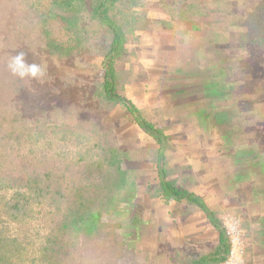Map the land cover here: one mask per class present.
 <instances>
[{"label": "crops", "instance_id": "obj_1", "mask_svg": "<svg viewBox=\"0 0 264 264\" xmlns=\"http://www.w3.org/2000/svg\"><path fill=\"white\" fill-rule=\"evenodd\" d=\"M202 1L200 16L195 6L141 8L149 26L127 44L130 59L117 63L133 71L120 93L169 136L167 180L202 199L220 224L226 214L239 217L245 264H264V54L248 48L258 46L261 31L246 35L238 0ZM104 114L128 155L123 167L134 177L130 197L139 208L135 220L142 213L147 227L141 225L146 251L159 264L211 254L221 226L187 198L157 194L160 144L125 105Z\"/></svg>", "mask_w": 264, "mask_h": 264}, {"label": "trees", "instance_id": "obj_2", "mask_svg": "<svg viewBox=\"0 0 264 264\" xmlns=\"http://www.w3.org/2000/svg\"><path fill=\"white\" fill-rule=\"evenodd\" d=\"M41 2L33 1L29 10L37 14L49 54L62 59L86 51L99 55L103 60L94 91L98 106L107 112L117 104L125 105L136 123L160 144L157 194L166 200L187 198L203 208L216 226H221L220 245L211 254L183 261L179 258L178 264L224 260L229 243L222 222L202 199L167 180L162 162L169 136L120 93L132 80L133 71L117 63L130 59L127 44L137 38V30L149 26L148 13L141 10L148 0H49L47 10L40 8ZM50 20L62 23L66 38L53 35L48 27ZM254 40L258 49L263 48L264 30ZM9 109L0 105V115L12 127L0 136V264H71L72 254L84 241L112 237L104 216L127 202L135 190L132 172L123 167L127 152L118 145L113 127L102 128L93 122L58 126L45 116L28 118ZM70 142L79 148L75 153L67 148ZM54 160L61 171L55 173L50 167L38 171V164L53 166ZM29 165L33 170H21V166L26 169ZM45 202L49 206L44 212L48 215L47 233L40 236L39 252L26 259L22 253L33 244V238L27 232L9 235V224L37 219ZM35 205L41 209L37 211Z\"/></svg>", "mask_w": 264, "mask_h": 264}, {"label": "rangeland", "instance_id": "obj_3", "mask_svg": "<svg viewBox=\"0 0 264 264\" xmlns=\"http://www.w3.org/2000/svg\"><path fill=\"white\" fill-rule=\"evenodd\" d=\"M33 1L35 0H0V105L28 118L45 116L58 126L64 124L75 126L81 122L91 125L93 122L102 128L111 127L105 125V114L98 106V100L94 95L102 58L99 55L88 54L87 51L65 59L50 55L45 49V38L40 32L37 14H33L34 9L29 10ZM238 1L240 6L242 5L239 8V20L242 22L243 17L246 35L258 34L260 31L263 34L264 0ZM186 2L191 3V6L188 7ZM203 2L202 0H148L147 5L153 8H165L168 5L169 8L166 7V9H170L171 12L173 9L195 6V15L200 16L203 11ZM48 7L49 0H42L40 8L47 10ZM62 26L61 22L55 20H50L48 23L53 35L59 39L66 38ZM93 27H96L94 23ZM95 40L94 43L97 45L98 41ZM255 47L259 48L255 44L248 46L254 50ZM259 50L264 54V47ZM20 52L25 54L26 63L41 65L44 75L23 80L14 76L7 64L10 57ZM11 128L10 122L0 115V136L6 135ZM67 148L72 149L73 153L79 149L71 142ZM54 161L53 166L45 163L38 164V171L50 167L58 173L61 171V166L57 160ZM21 170L31 171L33 166H26V169L21 166ZM129 201L104 216V221L110 225L107 231L111 232L112 237L87 243L84 241L80 249L72 254L71 264H159V261L155 262L146 251L148 243L142 236L141 225L145 229L147 227L140 221L142 213H140V219L137 213L135 220L134 213L139 208L131 203V197ZM41 205L43 209L37 219L26 224L13 222L9 224V235H24L27 232L33 238V244L27 245V249L22 253L26 259L34 257V254L39 252L42 242L40 236L47 233L48 215L44 212L49 209V206L47 202ZM35 207L37 211L41 209L40 205Z\"/></svg>", "mask_w": 264, "mask_h": 264}, {"label": "built area", "instance_id": "obj_4", "mask_svg": "<svg viewBox=\"0 0 264 264\" xmlns=\"http://www.w3.org/2000/svg\"><path fill=\"white\" fill-rule=\"evenodd\" d=\"M222 226L229 243V252L226 258L217 264H245L247 244L240 218L226 214L222 218Z\"/></svg>", "mask_w": 264, "mask_h": 264}, {"label": "clouds", "instance_id": "obj_5", "mask_svg": "<svg viewBox=\"0 0 264 264\" xmlns=\"http://www.w3.org/2000/svg\"><path fill=\"white\" fill-rule=\"evenodd\" d=\"M7 67L14 76L22 80L25 78H38L44 75V69L41 65L26 63L23 52L10 57Z\"/></svg>", "mask_w": 264, "mask_h": 264}]
</instances>
